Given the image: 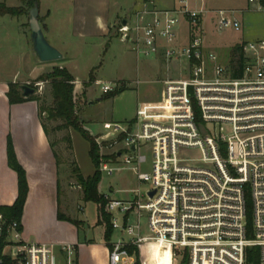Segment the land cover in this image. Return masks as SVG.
<instances>
[{
	"label": "built area",
	"instance_id": "obj_1",
	"mask_svg": "<svg viewBox=\"0 0 264 264\" xmlns=\"http://www.w3.org/2000/svg\"><path fill=\"white\" fill-rule=\"evenodd\" d=\"M176 1L171 10L144 7L129 13L116 28V36L137 56L149 59L162 51L167 66L177 62L178 73L161 81L159 100L137 105L132 121L104 123L110 132L92 135L99 151L120 144L105 155L99 172L130 169L137 180L127 199L101 194L112 229L120 233L110 241L108 264H134L127 247L142 252L151 243L170 251L171 264H246V252L253 247L258 264H264V38L242 44V73L233 77L228 65L203 46L202 23L209 14L204 0H196L197 8ZM248 2L264 13V0ZM211 12L217 31L240 30L234 11ZM183 21L185 44L178 34ZM42 83L33 84L36 91ZM96 83L102 94L117 87ZM192 151L200 158H189ZM141 184L147 187L141 190ZM142 212L148 227L144 235ZM130 215L134 224L128 223ZM0 239L3 253L17 264H59L53 245L23 241L19 223L7 221L1 212ZM58 251L63 264H74L73 245Z\"/></svg>",
	"mask_w": 264,
	"mask_h": 264
},
{
	"label": "crops",
	"instance_id": "obj_2",
	"mask_svg": "<svg viewBox=\"0 0 264 264\" xmlns=\"http://www.w3.org/2000/svg\"><path fill=\"white\" fill-rule=\"evenodd\" d=\"M0 2L11 7L19 5L17 0H0ZM121 3V0H38V19L43 34L63 56L61 63H56L57 65L54 66L65 68L73 79L80 83L77 76L70 72L69 66L71 62H74L72 54L76 48L82 44L85 46L87 43L100 47L105 41L116 37L115 29L118 22L129 13L144 7L154 10H171L178 5L176 0H133L131 2L133 7L121 15L119 13ZM187 4L189 8H197L200 5L196 0L194 4L192 0H187ZM203 5L206 6L204 2ZM59 9L60 12H57ZM239 11L244 14L256 10L254 4L246 0L245 6ZM245 20L246 18L242 16L241 24ZM27 21L28 15L26 17L25 14L0 15V36L2 37L0 39V205H11L17 196V174L8 166L7 145L9 142L17 163L25 172L28 186L20 217L23 241L50 244L56 250L64 244H70L75 247L74 258L77 264H98L100 256L103 260L99 264H108V248L104 240L101 243L95 240L79 242L80 226L77 228L72 223L59 220L57 217L60 212L62 216L79 221L82 226L84 224L83 220L64 212V209L67 211L68 202L74 193L69 186V175L66 174L65 180L61 179L58 154L49 134H46L42 127L37 102L26 101L15 104L8 102L6 93L10 83L22 85L36 80L39 75L46 72V65L50 64L41 63L36 57L32 49ZM262 29V37L251 41L264 38V29ZM246 33L241 32L235 45L249 42L244 40ZM179 41L185 44L186 38L182 40L180 37ZM152 60L157 63L158 71L168 67L166 63L164 64L162 51ZM36 69L41 72L32 77ZM21 71H24V76L18 80ZM98 81L93 77V82ZM110 84L124 86L125 90L128 88L127 82L122 79H117ZM85 92L86 90L84 94ZM135 110L136 108L124 116L121 119L122 122L132 121ZM61 196L66 199L63 207Z\"/></svg>",
	"mask_w": 264,
	"mask_h": 264
},
{
	"label": "rangeland",
	"instance_id": "obj_3",
	"mask_svg": "<svg viewBox=\"0 0 264 264\" xmlns=\"http://www.w3.org/2000/svg\"><path fill=\"white\" fill-rule=\"evenodd\" d=\"M132 1L133 0H121V8L119 9L121 15L125 14L128 9L133 7ZM192 3L194 4V0H192ZM204 3L206 4L205 9L209 11V14L207 13L202 23L203 46L207 51H211L217 56V60L221 65L225 66L228 64L230 51L238 41L241 32H247L244 38L245 41H251L255 38L262 37L261 34L263 33L261 29H264V13L256 11L244 14L241 13L239 10L243 9L246 0H204ZM54 9L55 7L53 6V10ZM212 9L231 10L234 11L231 16L239 18V21L243 16L246 20L241 24V28L238 31L233 29L217 31L215 28L214 14L211 12ZM57 12H60V9ZM25 15L27 17V14ZM178 34L182 40H185L187 35V24L184 21L180 25ZM0 39H2L1 36ZM86 45L84 46L82 44V46L75 49L76 53L74 52V54H72V60L74 62H71L69 66L71 68L70 72L77 76V79L81 83L78 88L74 87L77 114L80 118L82 127L91 136L94 135L99 137L109 133L110 131L103 128L104 123L117 122L123 125L124 122H122L121 119L131 110L135 109L139 103L159 100L163 87L159 80L166 77H176L178 73L176 61H172V63L168 64V67L158 71L157 63L154 62L152 58L147 59L137 56L130 45L119 40L117 36L110 38L107 42L105 41L100 47L97 45L93 46L92 44L89 45V43ZM61 61L62 60L49 62L50 64L46 65V72H50L53 67H56L54 65H57L56 63H61ZM165 63L167 65L166 61H164V64ZM40 72L41 71L36 69L32 77ZM91 72L95 80H99L101 83H114L117 79L125 80L128 84V88L114 98L103 100L101 99L103 94L100 85L91 82V84L87 86ZM22 76H24V71H21L18 80H21ZM136 80L140 81V84L137 86L134 83ZM34 82L35 80L29 81L28 84L32 85ZM49 89L48 83L44 82L41 88L37 89L35 92V94L40 97L41 105L49 106L51 104ZM85 90L86 92L84 94ZM42 120L46 125L50 140L54 143L55 150L58 154L61 179L63 178L65 180L66 174L69 175V186L71 192L74 193L68 202L67 211L64 209V212L67 215L83 220L84 224L83 226L80 224L78 233L79 242H83L84 240H95L97 243H101L103 241L104 224H97L98 206L94 202H84L82 198H80V196L82 197L81 190L76 184L73 173L75 166L78 167L83 177H87L93 173L94 168L88 156V143L76 131L71 129L56 130L55 126L59 121H48L44 116H42ZM113 136L114 134H111V137ZM111 137L108 139L111 140ZM67 138H70L71 143H68ZM99 139L104 141L107 146L108 143H111L110 140H102L104 138ZM119 146L120 144L117 142L111 148H101L100 152L104 155H110L115 149L119 148ZM189 158L198 159L200 155L198 151H192ZM143 169L146 170L147 167L143 166ZM100 175L97 190L100 194L109 195L112 199H127L130 196V190L137 188L136 176L130 169L116 170L111 174L102 172ZM139 187L141 190H144L147 185L141 184ZM60 198L63 207L66 199L64 196ZM249 206L250 204L248 201V210L250 214ZM101 210L104 214H107L104 205ZM119 218L120 217H118V219ZM134 222L135 217L130 215L128 223L134 224ZM140 225L141 235H144L148 232L147 218L144 212L141 213ZM119 235L120 233L118 231L113 230L110 241H116ZM125 238L127 239L126 235ZM134 250L137 252L139 264H171L170 251L160 245L149 246L148 249H142V252H140V250L138 251L137 248H134ZM55 251L58 263L63 264L64 255L60 253L58 249ZM101 260H103L102 256H100L97 263L99 264Z\"/></svg>",
	"mask_w": 264,
	"mask_h": 264
},
{
	"label": "trees",
	"instance_id": "obj_4",
	"mask_svg": "<svg viewBox=\"0 0 264 264\" xmlns=\"http://www.w3.org/2000/svg\"><path fill=\"white\" fill-rule=\"evenodd\" d=\"M19 5L17 7L7 6L4 2H0V15L19 16L27 14L33 7L34 3L38 4V0H17ZM242 44H236L230 51V59L228 67L233 72V77H240L242 73V67L244 63ZM73 77L65 68L53 67L50 72H45L39 75L35 82H47L49 85V92L51 96V104L49 106L40 104L39 95L32 94L28 97L22 96L19 83H10L8 85V91L6 93L8 102L10 104L22 103L26 101H36L39 106V116L42 122V127L46 134H48L46 125L43 123L42 116L48 121H59L55 126L56 130H73L79 133V135L88 143V156L90 162L93 165L94 171L91 175L83 177L77 166L73 169L76 184L81 190L82 200L84 202H94L98 206V220L97 224H104L103 240L107 248H110V239L113 233V229L110 222V216L102 212V206L104 205L103 196L98 192L97 185L100 180V172L98 170L100 162L107 159V156L102 155L99 151L98 145L95 142V137L89 135L82 127L80 118L77 114L75 105L74 85L71 83ZM34 82V83H35ZM93 82V77L90 75L87 86ZM35 89L36 87L30 85ZM125 90L124 86H117L113 91L103 94L101 99H111ZM68 143H71L70 138H67ZM7 157L8 166L14 170L17 174V196L15 201L11 205H0V212L5 219L9 222L15 221L19 223V230L21 231L20 217L22 214L23 206L28 192V186L25 178V172L17 163L10 143L7 145ZM56 157V153H55ZM101 206V207H100ZM57 217L59 220H66L77 228L80 226V222L71 220L65 216H62L58 212ZM5 243L4 239H0V264H17L16 260H13L8 255L3 253ZM135 247H127L129 254H133L135 261L134 264H139L138 255ZM74 264H77L74 260ZM183 264V263H181ZM246 264H258V250L257 248H249L246 252Z\"/></svg>",
	"mask_w": 264,
	"mask_h": 264
},
{
	"label": "water",
	"instance_id": "obj_5",
	"mask_svg": "<svg viewBox=\"0 0 264 264\" xmlns=\"http://www.w3.org/2000/svg\"><path fill=\"white\" fill-rule=\"evenodd\" d=\"M38 4L34 3L33 7L28 11V28L30 32V40L32 49L41 63H49L62 59V54L46 40L38 19ZM22 96L28 97L35 94V89L26 85H20ZM153 192L150 193L152 195Z\"/></svg>",
	"mask_w": 264,
	"mask_h": 264
},
{
	"label": "bare ground",
	"instance_id": "obj_6",
	"mask_svg": "<svg viewBox=\"0 0 264 264\" xmlns=\"http://www.w3.org/2000/svg\"><path fill=\"white\" fill-rule=\"evenodd\" d=\"M153 245H160V244H158V243H151L149 246H153ZM148 246V247H149ZM161 246V245H160ZM145 248H147V246H145L144 248H143V250H145Z\"/></svg>",
	"mask_w": 264,
	"mask_h": 264
}]
</instances>
